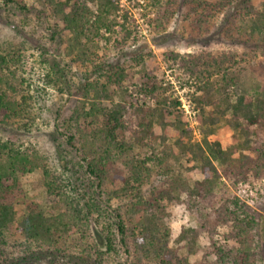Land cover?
Returning a JSON list of instances; mask_svg holds the SVG:
<instances>
[{"label":"trees","instance_id":"trees-1","mask_svg":"<svg viewBox=\"0 0 264 264\" xmlns=\"http://www.w3.org/2000/svg\"><path fill=\"white\" fill-rule=\"evenodd\" d=\"M142 1L145 10L155 12L151 27L157 31L183 7L189 8L198 30L213 13L234 8L236 30L264 44V0L260 11L251 0ZM35 2L60 31V41L51 35L44 44H64L65 55L86 68L87 76L75 87L80 100L60 128L54 120L52 130L59 129L49 134L62 167L51 169L34 149L21 150L12 141L33 121L34 101L19 73V47L0 50V264L44 260L41 246L70 247L76 237L85 250L77 264H129L133 255L145 264H191L189 256L199 254L202 234L210 246L205 264H256L258 250L264 264V216L239 198L226 196L224 189V180L237 184L264 178V94L235 91L240 73L232 67L233 56L166 55L197 82L191 96L203 138L193 141L180 102L168 93L170 87L145 70L141 54L132 53L136 36L119 0ZM0 3L26 11L20 0ZM108 46L115 54L104 51L99 56ZM124 58L139 69L130 72ZM222 121L233 132V142L225 146L207 141ZM169 131L175 136L172 146L166 145ZM182 161L202 178L188 180L173 170L172 162L181 166ZM154 167L163 170L167 182L146 196ZM39 168L44 208L25 194L21 181ZM112 170L120 186L109 179ZM113 199H118L115 206ZM172 204H183L196 222L182 227L174 238L168 225ZM218 226L227 228L226 237L235 246L214 241ZM183 250L185 255H180ZM47 261L60 263L54 257Z\"/></svg>","mask_w":264,"mask_h":264},{"label":"rangeland","instance_id":"rangeland-1","mask_svg":"<svg viewBox=\"0 0 264 264\" xmlns=\"http://www.w3.org/2000/svg\"><path fill=\"white\" fill-rule=\"evenodd\" d=\"M20 1L26 6V11L16 9L13 5L0 3V50L11 46L19 47L21 55L19 73L34 101L30 114L33 121L27 125L28 130L20 132L17 137L12 138V141L16 145H21V150L34 149L44 165L51 169H57L60 165L61 155L58 154L49 133L54 128V120L58 119L55 123L59 127L63 122V117L71 113L72 104H76L75 101L80 100V94L75 87H78L82 80L84 81L87 69L71 60V56L65 55L64 44L61 42L60 45H56L55 41L44 44L45 38L49 39L51 35L60 41L59 28L54 26L50 15L40 11L38 2L35 0ZM132 1L119 0L120 6L127 11L130 28L136 36V42L130 44L131 51L133 54H141L145 59V70L155 72L164 85L170 87L168 93L180 102L186 123L192 131L193 141L201 142L203 138L195 118L196 111L193 109L191 96L197 82L184 68L180 67V63L166 59L168 53H178L186 58L200 56L203 59L212 56L218 58L223 55L233 56L232 67L240 73V80L235 86V91L264 94V44L254 41L247 33H239L236 30L239 20L238 17H235L234 8H224L213 13L208 23L201 25L198 30V25H192L193 16L189 15V8L183 7L180 12L170 16L167 22L161 26L162 29L157 31L151 27L155 12L145 10L142 0ZM262 2L263 0H251V5L254 10L260 11ZM242 11L244 9L239 13ZM251 14L243 15V20L247 22L253 16ZM102 49L99 51V56L104 51L110 56L115 54L111 46H108L109 51L104 47ZM123 60L130 72L139 69L135 62L127 58ZM156 133L159 134L160 131L156 130ZM232 133V130L222 121L207 136V141L218 140L225 146L233 142ZM167 135L166 145L172 146L175 140L174 133L169 131ZM1 136L2 134H0ZM172 167L188 180L202 178L199 171L191 170L192 166L187 161H182L181 166L172 162ZM41 170L39 168L35 172L25 175L21 181L25 194L34 199L41 208H44L45 194L42 189ZM114 171H111L109 179L114 177H112ZM153 171L154 182L150 188L147 186L144 189L146 196L152 190L162 189L167 182V176L163 170H157L154 167ZM113 180L115 179L113 178ZM224 182L226 196L239 198L251 209L264 216V178L252 177L246 181H239L237 184L225 180ZM113 184L120 186L116 180L113 181ZM117 202L118 199H113L112 205H117ZM18 211L20 214L23 213L20 207H18ZM168 211L170 212L168 225L172 238L176 237L182 227L196 226L194 217L188 213L183 204H172ZM227 231L226 227L218 226L214 230V241L227 247L235 246L234 240L227 239ZM205 236L206 234H202L200 237L199 254L189 256L191 264H205L204 256L210 250L209 242ZM22 248L24 249V247ZM30 249H36V247L31 245ZM40 249L44 250H41V254L46 258L27 264H53L47 261L49 257L60 260L58 264H74V262L77 264L80 263L79 257L85 254L83 244L77 237L72 241L70 247L57 245L49 248V251L45 246H41ZM183 252L184 250L180 255H185ZM90 254L95 257L93 252ZM121 261L127 262L126 256H122ZM262 263L263 259L258 250L256 264ZM129 264H145V262L138 261L133 255Z\"/></svg>","mask_w":264,"mask_h":264}]
</instances>
